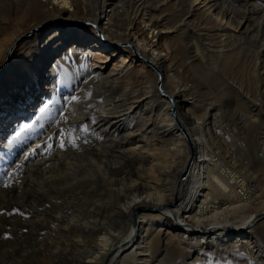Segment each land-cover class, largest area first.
I'll use <instances>...</instances> for the list:
<instances>
[{"label":"bare ground","instance_id":"bare-ground-1","mask_svg":"<svg viewBox=\"0 0 264 264\" xmlns=\"http://www.w3.org/2000/svg\"><path fill=\"white\" fill-rule=\"evenodd\" d=\"M228 1L231 5L226 0H0V75L9 49L41 30L25 44L28 51L16 57L19 67H7L1 98L9 93L21 100L17 75L25 76L28 85L35 83L34 63L47 71L51 59L38 58L60 38L47 52L57 57L47 72V95L40 94L43 104L32 115L42 119L47 101L53 120L24 141L31 111L17 113L15 107L12 115V108L4 106L2 117L10 116L0 123V159L6 178L50 141L66 156L86 149L83 161L66 158L71 163L51 170L49 177L24 178L31 193L51 191V202H87V216L76 230L80 240L72 241L82 256L73 264H212V258L218 264H264L261 241L250 234L264 222V181L255 185L249 174L251 169L264 174V143L260 149L255 141L253 116L243 112L240 123L224 125V107L217 114L209 115L208 108L195 115L199 101L176 84L179 73L197 66L191 60L176 65L175 55L189 47L199 54L204 42L213 41L225 58L222 66L211 64L208 71L231 70L249 53L264 76V29L254 40L245 37L251 22L245 5L250 2L252 12L258 11L259 0ZM235 2H244V11ZM68 23H90L93 30ZM48 24L54 34L41 52L37 44ZM258 26L264 27V20ZM103 38L115 45L110 56L127 50L128 56L140 57V64L127 65V57L119 54L110 69H94L92 58L107 62V44L98 40ZM142 60L156 73L144 71ZM221 95L234 115L244 110L234 92L223 89ZM90 100L92 108L85 105ZM5 126L6 138H1ZM135 144H142L138 148L148 156L128 148ZM189 146L195 147L190 164ZM244 158L249 162L243 163Z\"/></svg>","mask_w":264,"mask_h":264},{"label":"rangeland","instance_id":"rangeland-1","mask_svg":"<svg viewBox=\"0 0 264 264\" xmlns=\"http://www.w3.org/2000/svg\"><path fill=\"white\" fill-rule=\"evenodd\" d=\"M211 1L214 2L215 0H211ZM226 1L227 4L231 5L230 3H228L229 2L228 0ZM236 2L234 6L237 9L240 7L239 10L244 11L243 9L245 3L244 2L236 3ZM248 3L245 5L247 8L245 12H247L249 18L251 19V22L248 28L247 35L245 37L247 38L249 37L250 39L252 38V40H254L257 36V33L260 30L262 31L264 29V27L261 28L258 26L264 20V0H259L257 2V5H259L260 7L257 8L258 11H254V12H252L253 8H251L252 7V5H250L251 3L250 2ZM196 6L198 7V3ZM67 25L68 27H71L73 29L84 27V28H88L90 31L93 30L90 23L87 24L68 23ZM45 28L47 30L45 33L42 34L37 44L40 51L43 48L42 46L49 40L50 36L54 34L53 33L54 30L51 24H48V26H46ZM97 30L98 28L95 27L94 33H97V37H98ZM36 32L40 33L41 30L37 29ZM36 32L34 33L31 32L26 34L24 36V40L21 41L22 44L15 46L16 48L13 47L14 45L11 46L14 48V50L13 48H10L8 52L9 54H7V56L4 57V64H3L4 67L0 75V85L2 87L1 92L5 90L4 85H2L1 82L4 81L7 77L6 76L7 67L8 66L11 67L12 65H13L12 68H14L16 65L19 67L18 65L19 62L18 60H16V57L18 58L22 54L26 53V50L28 51L27 49L28 45L25 44L27 43L28 40L34 38V34ZM174 36H176V34H174ZM59 40H60L59 37L55 38V40L48 45L49 49L43 51L41 57L39 56L38 58V60L40 59L42 62L51 59L49 65H47L48 70L51 68L52 64H54V60L56 59L57 56L56 54L54 55L52 53L51 55V53L48 54L47 52L52 48V46L53 47L56 46L59 43ZM98 40H101L103 42L102 44H107L106 48L108 47V49H105L104 50L105 52H103V54L104 53L106 54L107 51L108 55H105V57L107 56L106 63H102V60L95 61L96 59L92 58L91 62L94 63L95 65V67H93L94 69H97V67L99 66H101L102 68L107 67L108 69H110L111 67H113V64L116 62V60L118 61V57H116L115 55H119V54L123 55L124 57H127L126 62L128 63H125L127 65L132 63V66L136 68L140 64L141 62L140 57H138L136 54H133V58L132 55L128 56V54L126 53L127 50L117 52L114 56L112 55L110 56V53L113 51L111 47H115V45L108 44V42H106L104 38ZM213 42H204L205 47L200 49L199 54L198 53L195 54L196 50H194V48L192 47L191 48L189 47L188 49L182 50L180 54L175 55L174 63L176 65L178 64L182 65L184 60H187V62L191 60V63L197 66L194 69L189 68L188 70L179 73L177 75L178 82L176 84L179 85L180 89L183 88L188 89L189 92L192 93V96L195 97L197 101H199L197 103V106L195 107V115H200L204 113L208 108H210L209 115L217 114L220 113L219 109L224 107L225 110L223 111L227 112L225 113L224 117L221 119L224 125L225 123L231 125H235V124L237 125L238 123H240L241 114L245 113L246 115H252L254 119L253 120L254 123L251 125L252 127L251 129H253V131L255 132V133L253 132L255 141L260 146L261 143H264V114H263L264 113V92H263L264 76L260 75L263 72L256 71L255 69L256 57L255 56L253 57L249 53L243 54L245 56H243V58L241 57L237 62L236 66L234 65L231 68V70L230 69L220 70L219 68L216 67L215 68L216 70L208 71L210 70L209 66L211 64L216 65L218 67L222 66L223 60L225 58L223 55H220L219 48L215 47ZM69 46L70 44L66 45L63 49L66 50ZM12 50H13V54H15L14 57H12L13 55H10L11 54L10 52H12ZM142 64L145 67L144 71H146V69L148 70L149 68L156 73V69H154V66L151 65L149 61L142 60ZM34 66L35 69L38 68L37 80L35 83L32 82V84L30 85L27 84L28 82L26 81V79L23 80L26 77L21 76L20 71H18V73L20 74L17 75V80L18 82L21 81V83L18 85L17 92L19 91V94L21 93V97H22L21 100L18 99V96L15 99L16 97L15 94L11 95L10 97L8 93L7 97L4 99L1 98L3 94L0 95V123L4 119H8V117L10 116V115L6 116V114L8 113L6 112L4 114L5 118L2 117L3 115L2 111L4 110V106H8V108L10 107L12 108L10 112L12 115L14 114L13 112L14 109L16 108H17L16 111L17 113L24 110L26 112L28 110L31 111V113L29 114V117H31L32 120L31 124L28 126V128H24V130H22V135H23L22 138L24 141L28 137H30L31 134H33L34 132L38 133L39 131H41L42 128L45 127V124L51 122L54 117V114L52 112V105L47 104V101L44 102L43 108L41 109L39 115L40 117H42V119H38L39 117L34 118V116H32L34 115L33 114L34 111L38 109L36 107H38V105L40 104H43V101L40 98V94L43 93L44 96L47 95L46 89L48 88V84H49L46 78L48 70L47 71L45 69L41 70L42 68L41 63L40 64L34 63ZM166 66L167 64L165 65L164 68H167ZM117 68L119 69V67ZM14 69L16 70V67ZM60 82L63 83L62 81ZM134 85L135 87H138L139 82H136ZM156 85L157 88L161 85L158 79ZM9 87H11V85ZM223 89L229 90L230 92H234L235 94H237L239 102H241V104L244 103L243 104L244 106L242 105L244 109L242 112L236 113V115H234L233 110L229 109L228 105L230 104L226 103V100L223 98V95H221V91ZM7 91H9V89ZM6 100L7 102H9V105L6 102H4ZM85 105L87 106L90 105L91 108L93 107L91 100L86 101ZM17 113H15V115H17ZM173 117L175 116L173 115ZM17 118L18 115L16 116L15 119ZM175 122H176V118H175ZM6 130H7V126H5L2 129L1 133L3 134V136L1 138H6V133H5ZM59 134L63 135L65 134V132H60ZM20 143L21 145H23L22 144L23 142ZM141 145L142 144H139L138 146V144H135L133 146H129L128 148L131 149L132 148L135 149V147L140 148ZM139 148L136 151H139L138 153H141L142 157L148 156L145 154L146 152H144V150L141 149L140 151ZM261 148H263V145L260 147V149ZM53 149L54 148L53 146H51V141H50L48 146L43 150H41L39 155H33L34 156L33 161H31L29 164H26L22 168L17 170L18 172L15 171L12 174L8 175L9 177L6 178L4 177L5 168L2 165L3 160L0 159V264H66V263L73 264L74 260H79L80 256H82V251L78 249L73 244L72 241L79 239L78 232L76 230H78V228L80 227L78 222H82L83 217L87 216V210H86L88 206L87 202L83 201L81 205L77 203L79 198L74 199L73 203L70 201H66V199H64L65 202H62L61 199H57V202L56 201L51 202V191L49 190L46 191V189H44L42 190L44 192L41 193L37 192L38 194H34L30 192V189H26L27 184H26V180L24 181V178L36 176L37 179L39 180L40 178L49 177V175H51L49 174L51 173V170L53 171L55 169L56 171L62 170V168L64 167L63 166L64 163L65 164L67 162L71 163V161L67 159H73L74 161H78V160L83 161L85 158L84 155L85 154L84 151L86 152L85 148H83L84 151L82 148L80 150L74 149L72 151H69L68 152L69 154L67 153V156L66 154L62 155L63 152ZM191 149L193 152L195 147L189 146L190 152ZM260 155L261 152L259 153V156ZM247 162H249L248 158H244L243 163L246 164ZM236 164H239V162H237ZM249 174L251 175V177H254L256 181L254 183L255 185H257L259 181L260 183H263L264 179L262 180V176L264 174L256 173L252 169L249 170ZM22 193L24 194L22 195ZM85 203L86 206H84ZM105 210H106L105 208L102 209V211ZM101 215H103V213H101ZM51 216L57 219L58 221L51 220ZM34 223H36V225ZM63 227L64 228L69 227V228H65V230H61V228ZM250 234L251 236L260 239L261 247H262L261 257L263 258L264 257L263 220L259 221L254 226V228L250 230ZM46 254H48L49 256ZM209 261L212 264H218L214 260V258L210 259ZM256 261L257 263H259L260 260H256Z\"/></svg>","mask_w":264,"mask_h":264},{"label":"water","instance_id":"water-1","mask_svg":"<svg viewBox=\"0 0 264 264\" xmlns=\"http://www.w3.org/2000/svg\"><path fill=\"white\" fill-rule=\"evenodd\" d=\"M192 154H193V153H192V149H191V156H190V159H189V164H190V160L192 159ZM187 168H188V167H187ZM186 173H187V169H186V171L184 172V175H185ZM184 175H183V176H184Z\"/></svg>","mask_w":264,"mask_h":264}]
</instances>
